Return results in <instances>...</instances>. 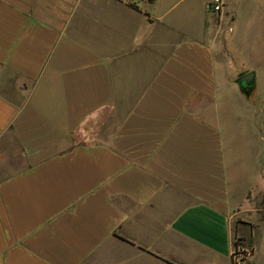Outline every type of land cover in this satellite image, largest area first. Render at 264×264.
I'll return each mask as SVG.
<instances>
[{
  "label": "crops",
  "instance_id": "obj_1",
  "mask_svg": "<svg viewBox=\"0 0 264 264\" xmlns=\"http://www.w3.org/2000/svg\"><path fill=\"white\" fill-rule=\"evenodd\" d=\"M210 1L188 31L183 0H0V264H231L241 232L264 264L232 219Z\"/></svg>",
  "mask_w": 264,
  "mask_h": 264
},
{
  "label": "rangeland",
  "instance_id": "obj_2",
  "mask_svg": "<svg viewBox=\"0 0 264 264\" xmlns=\"http://www.w3.org/2000/svg\"><path fill=\"white\" fill-rule=\"evenodd\" d=\"M170 1L156 0L153 3L149 2L146 7L149 12L157 14L162 5L175 4V0ZM207 1L183 0L181 6L172 7L170 16L176 24H180L183 29L189 31L190 27L186 25L188 18L182 11L183 7L193 4L196 11H199L203 4H207ZM226 12L233 22L227 24L228 20L225 18L221 20L219 26L214 25L212 30H217L218 42L224 41L223 44L227 45V62L229 63L225 67L221 61L216 62V77L219 90L218 110L226 121L230 192L233 203L238 201L234 208L237 214L232 219L241 231L256 229L257 237L260 238L258 244L262 255L264 244V0H230ZM215 16L211 17L213 23L219 15ZM166 49L164 45L161 49L149 50L141 64L145 67V72L147 68L156 65L160 59L159 54ZM248 72H256L257 85L255 84L254 89L246 96L239 89L237 78ZM225 76L228 77L229 83L226 82ZM250 116L252 123L246 126V120ZM243 191L245 192L241 196ZM244 236L241 232L235 244L251 252L250 242L246 241Z\"/></svg>",
  "mask_w": 264,
  "mask_h": 264
},
{
  "label": "built area",
  "instance_id": "obj_3",
  "mask_svg": "<svg viewBox=\"0 0 264 264\" xmlns=\"http://www.w3.org/2000/svg\"><path fill=\"white\" fill-rule=\"evenodd\" d=\"M223 5L222 0H211L208 4V10L213 15H220L223 11ZM249 256L250 252L247 249L235 244L231 254V264H244Z\"/></svg>",
  "mask_w": 264,
  "mask_h": 264
},
{
  "label": "water",
  "instance_id": "obj_4",
  "mask_svg": "<svg viewBox=\"0 0 264 264\" xmlns=\"http://www.w3.org/2000/svg\"><path fill=\"white\" fill-rule=\"evenodd\" d=\"M237 85L239 89L248 96L250 92L255 87V73L254 72H248L245 74H241L237 78Z\"/></svg>",
  "mask_w": 264,
  "mask_h": 264
}]
</instances>
